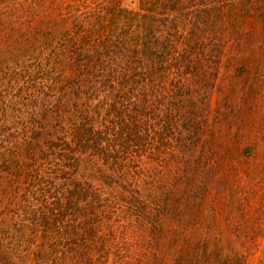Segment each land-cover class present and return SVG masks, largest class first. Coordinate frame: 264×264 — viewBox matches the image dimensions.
<instances>
[{
  "label": "trees",
  "instance_id": "1",
  "mask_svg": "<svg viewBox=\"0 0 264 264\" xmlns=\"http://www.w3.org/2000/svg\"><path fill=\"white\" fill-rule=\"evenodd\" d=\"M0 0V264H264V0Z\"/></svg>",
  "mask_w": 264,
  "mask_h": 264
},
{
  "label": "rangeland",
  "instance_id": "2",
  "mask_svg": "<svg viewBox=\"0 0 264 264\" xmlns=\"http://www.w3.org/2000/svg\"><path fill=\"white\" fill-rule=\"evenodd\" d=\"M124 5L126 7L134 8L136 6V0H124Z\"/></svg>",
  "mask_w": 264,
  "mask_h": 264
}]
</instances>
